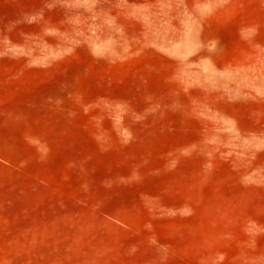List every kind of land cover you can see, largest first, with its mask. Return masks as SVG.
I'll return each instance as SVG.
<instances>
[{
  "label": "rangeland",
  "instance_id": "rangeland-1",
  "mask_svg": "<svg viewBox=\"0 0 264 264\" xmlns=\"http://www.w3.org/2000/svg\"><path fill=\"white\" fill-rule=\"evenodd\" d=\"M0 264H264V0H0Z\"/></svg>",
  "mask_w": 264,
  "mask_h": 264
}]
</instances>
